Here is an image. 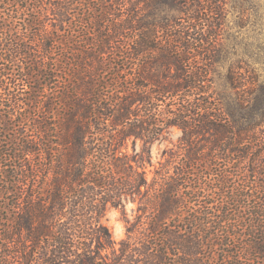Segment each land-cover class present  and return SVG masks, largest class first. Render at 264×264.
<instances>
[{
    "label": "trees",
    "instance_id": "1",
    "mask_svg": "<svg viewBox=\"0 0 264 264\" xmlns=\"http://www.w3.org/2000/svg\"><path fill=\"white\" fill-rule=\"evenodd\" d=\"M23 1L13 3L17 6L16 13L23 16L19 19V26L11 25L14 20L0 21V61L8 55L24 56L27 65L22 82L30 86L32 92V95L27 94V98L21 91L16 93L7 83L12 77L11 73H0V97L4 91L7 95L5 99L10 102L7 105L0 101V109L7 112H0V264H222L226 260L221 259L223 252L226 251L228 255V248L235 247L236 242L233 233L235 219L232 218L236 214L233 215L232 209L227 207L234 208L241 200L247 204L249 188L242 192L232 189L230 174L223 170L213 174L216 184L209 188L202 185L195 170L206 175L208 158L217 150L221 152L222 159L234 160L231 156L237 151L235 146L242 144V136L248 134L249 138H255L256 131L264 121H241L253 109H244V95L237 99L239 117L235 107H230L227 93H220L223 103L218 110L200 100L197 84L205 79L197 81L194 76L190 77L191 80L186 78L183 60L175 56L176 47L171 42L160 52V57L154 61L148 59L152 50L149 39L154 38L152 32L157 27L167 28L171 22L167 17L162 19L158 13L162 0H156L158 3H154L153 12L151 0H120L130 5L123 27L118 25L120 15L115 11L119 0H110L107 4V12L112 17L109 20L112 34L118 32L117 27H120L123 30L121 32L131 31L142 35H138L137 42L141 48L137 53L134 52V60L140 58V71L132 78V85L128 83L129 86L124 88L126 98L118 101L116 96L113 100L110 96L113 102L109 106L103 105V96L95 91L101 86L96 78L102 76L104 79L103 73L95 72L90 76L97 67L86 64L85 56L77 57L79 63L77 67L72 66L73 72L68 74L66 69L61 68V72L68 74L72 80L60 99L65 112L63 121H45L44 111L46 108L49 111L50 107L48 100L42 101L39 94L49 87L52 90L45 81L51 78L45 70L52 60L49 57L54 51L51 40L57 26H54L52 19L55 17L60 28L64 29L71 20V7L79 6L82 0ZM178 1L167 0L166 5L175 7ZM2 4L0 0V9ZM160 19L163 22L166 20V23L162 24L158 21ZM7 21L11 23L9 26ZM97 27L96 31H100L101 25ZM23 30L31 35L23 36ZM121 32L119 35L122 36L124 33ZM41 40L46 42L44 50L26 46L29 42L37 46V41ZM55 42L63 44V41ZM107 45L95 47L105 53L111 49ZM133 46L128 45L130 52ZM31 50H34L33 55L29 53ZM156 64L167 70L174 68L178 71L166 77L162 91L152 87L164 84L162 78L152 71ZM129 69L133 67L123 68L122 71L127 72ZM118 75L116 73L115 77ZM139 80L144 83H137ZM101 87L106 88L103 85ZM162 93L178 103L174 112L166 114L165 122L161 121V125L164 124L163 129L173 126L181 129V152L189 171L174 173L167 180L161 175L159 189L155 191L157 198L152 207L155 217L147 222L130 223L128 238L134 231L141 236H138L137 241L135 238L134 242L129 239L122 242L118 251L108 228L101 221L108 203L117 202L130 192L126 187L132 185L131 177L135 174L132 163L137 161L127 156L117 157L118 148L130 137H147L148 128L155 125L150 121L151 111L155 109L151 103L155 101V96H162ZM184 96L185 99H181ZM156 101L159 102V99L156 98ZM136 103L141 104L142 109L136 111ZM26 105L30 112L28 118L9 121L19 118ZM216 111L222 116L218 117ZM42 113L43 117L40 118L44 121H38L37 116ZM230 116L233 119L227 121ZM96 117L104 121H84ZM135 118L141 121H133ZM152 132L154 138L153 127ZM97 134L107 136L102 145L105 156L100 162L93 147L94 139H90ZM230 136H237L238 139ZM253 172L256 173L255 169ZM122 177L124 181H120ZM182 182L186 186L194 184L195 188H189L194 198L192 206L186 201L184 191L187 188H183ZM197 184L200 190L208 191L207 195L195 190ZM255 188L259 193L258 187ZM255 191L251 190V196L255 197ZM235 193L238 195L235 196ZM208 198L214 201L209 203L206 201ZM215 199L218 204L214 203ZM256 206L251 208L256 210ZM259 208L264 211V201ZM182 209H187L185 229H179L177 223ZM257 215L264 218L263 213L257 212ZM170 219L174 222L173 226L167 224ZM262 219L254 221V224L263 226ZM252 227L253 232L248 233L251 230L249 225L244 231V235L248 233L250 238L247 253L250 254V262L264 264V229H258L255 225ZM251 236L257 241H252ZM108 250L112 258L107 257ZM237 264L243 263L237 261Z\"/></svg>",
    "mask_w": 264,
    "mask_h": 264
},
{
    "label": "rangeland",
    "instance_id": "2",
    "mask_svg": "<svg viewBox=\"0 0 264 264\" xmlns=\"http://www.w3.org/2000/svg\"><path fill=\"white\" fill-rule=\"evenodd\" d=\"M2 1L0 21L4 19H9V21L14 20L13 24L8 21L6 24L8 26L11 24L13 27L19 26V19L23 16L16 13L17 6L13 3H19V1L23 3L24 1ZM108 2L110 0H82L79 6H72L70 11L71 20L64 29L60 28L57 19L53 17L54 26L57 25L53 30L54 37L51 40L54 51L52 56H49L52 60H50L48 68L45 70L47 75H51V78H47L45 81L50 84L52 90L49 87L47 90H41L39 94L40 97L42 96V101L48 100L50 107V113L47 111V108L44 111V115L46 114L45 121H63L65 112L63 111V104L60 99L62 98V93L67 91L71 85L72 80L68 78V74L71 71L73 72L74 67H77L79 63V61H76L77 57L82 58L85 56L86 64L97 67L96 71L93 72L92 70L90 76L95 72L98 74L103 73L104 79L101 76L100 78H96V82L99 85L101 83V86H106V88L100 86L95 89L98 95L103 96V105L109 106L113 102L110 101V96L112 100L116 96V99L119 98L118 101L126 98L123 92L124 88L126 85H132V78L135 73L140 71V66H138L140 58L134 60V52L137 53L141 48L137 42L138 35L140 37L142 35L131 31L121 32L123 30L120 27L125 26V18L128 16L127 10L130 8V5L127 4V1L120 0L115 5V11L120 15L119 21H117L120 27H117L119 28L118 32L112 34V27L109 26V20H112V17L107 12ZM151 2V11L153 12L155 9L154 3L158 2L156 0H151ZM159 3L161 6L158 13H160L162 19L163 17H167L171 19V22L167 28L157 27L152 32L154 38L149 39L152 50L148 54V59L154 61L160 57V52L171 42L176 47L175 56L183 60L182 67L186 78L191 80L190 77L194 76L197 81L205 79L204 82H198L197 84L200 90L198 92L200 100L218 110L223 103L220 99V93H227L229 95L230 107H235L236 115L239 117L240 113L236 106L237 99L244 95L242 104L244 109L247 111L250 108L253 109L241 121L244 123L247 121H264V0H179L178 6L175 7L167 6V0H162ZM162 19L158 21L165 24L166 20H164V23ZM98 25H101L100 31H96ZM22 32L25 34H23L25 37L31 35L27 30H23ZM120 32L124 34L121 36L119 35ZM55 41H63L62 43H65V45L57 44ZM106 43L108 44L107 47L109 46L111 49L105 53L95 47L98 45L100 48ZM28 44L26 46L29 48L32 47L41 51L44 50L46 42L43 40L37 41V46H35L34 42H29ZM129 44L134 45L132 52L128 50ZM77 49L83 52H78ZM29 53L33 55L34 50H31ZM0 64L2 66L0 70L1 74L9 72L12 75L7 82L10 89L17 91L16 93L18 91L23 92L26 98L28 95H32L31 87L22 82L24 68L27 65L24 56L8 55L5 60L0 61ZM130 67H133V69H129L127 72L122 71L123 68ZM61 68L66 69L68 74L62 73ZM7 69L12 70L8 71ZM13 71L15 72L13 73ZM152 71L159 78H162L164 82L163 86H152L157 91L159 89L163 90L162 87H165L168 75L178 73L174 68L167 70L161 68L159 65L157 66V64ZM116 73H119V75L115 77ZM137 83L144 82L139 80ZM23 84L24 86H22ZM2 92L3 95L0 97L1 103L9 105L10 102H7L5 99L7 95L5 96V92ZM156 98L159 99V102L156 101ZM181 99L184 100L185 96ZM118 101L116 100L115 103ZM152 104L155 109L151 111L150 119L152 120L150 121L154 122L155 125H151L148 128L147 137L142 139L130 137L118 148L117 157L127 156L137 160L132 163L133 172L135 173L131 177L132 185L126 187L130 192L120 197L117 202L108 203L101 221L108 228L111 239L115 243V249L118 251L121 248L122 242L128 239L134 242L135 238L137 241L139 239L138 236H141L140 233L137 232L136 234L134 231L131 237L128 238V229L131 227L130 223H138V221H141V223L147 222L152 217H155V214H152L154 212L152 207L157 198L155 191L159 189L161 177L164 176V179L167 180L174 173L178 174L185 170L189 171L185 166L183 152H181V129L176 126L163 129L162 125L164 124L161 125V121L165 122L166 114H169L170 111H175L178 105L177 101H171L166 94L162 93V96H155V101ZM23 107V112L19 115V118H13L9 121H22L21 117L28 118L30 114L29 108L27 105ZM134 107L136 111L142 109V105L138 103ZM0 112L7 113L2 109H0ZM216 114L218 117L222 116L219 114V111H216ZM42 115L43 113L37 116L38 121H44L40 118L43 117ZM232 119L233 116L227 117V121H231ZM26 121L30 120L26 119ZM84 121H104V119L96 117ZM133 121L141 120L135 118ZM152 127L155 133L154 138L152 137ZM256 132L258 133L253 139L249 138L248 134L242 136V144L235 146L237 151L231 156V158H235L234 160L222 159L220 156L221 152L217 150L213 154H210V158H208L206 175L195 170V174L202 180L203 186L206 185L209 188L214 186L216 183L214 182L213 174L223 170L230 174L229 179L232 189H240V192H242L247 187L249 188L247 190L249 195L247 204L245 202L242 203L241 200L237 202L238 204L234 208H230L231 206L227 207L232 209L231 213L233 215L234 213L236 214V216L232 217L235 219L233 233L236 242L235 247L231 246L228 248V255L226 251L223 252L221 259L225 258L226 260L222 261V264H237V261H242L243 264H254L250 262L251 257L247 253V245L250 242L248 233L254 231L252 225L258 226L254 224V221L262 219L261 216L257 215V212L264 215L263 209L259 208L264 201V187H262V185L264 186L262 184L264 183V176L261 177L264 174V123ZM232 138L238 139L237 136H233ZM90 139H94L92 140L95 143L93 147L97 151L96 155L98 156V162H100L105 156V150L102 149V145L107 140V136L102 137V135L97 134L90 137ZM204 144L207 145L206 147H210L207 143ZM98 146L100 147L98 148ZM227 155L225 154V156ZM254 169L256 173L253 172ZM191 172L193 173L194 170H191ZM120 181H124V178L122 177ZM182 183H184L183 188H187L184 191V196L187 197L186 201L188 205L192 206L191 203H193L194 198L189 188H195L194 184L186 186L185 182ZM196 187L197 189L195 190L200 191L199 193L203 191L200 190L199 184ZM255 187H258L257 191L259 193L254 190L256 189ZM250 189L252 192L255 191V197L251 196ZM207 193L208 191L202 192V194L206 195ZM217 195L220 194L217 193ZM236 195L238 194L235 193ZM206 201L212 203L214 199L208 198ZM214 203L218 204L216 199ZM254 205H257L256 210L251 208ZM186 217L187 209H182L181 216L177 220L180 226L179 229L182 227L185 229L186 224L184 219ZM167 224L173 226L174 222L170 219L167 221ZM247 225H249V229L251 230L244 235ZM6 226L9 225L6 224ZM135 228L134 226L133 229ZM257 228L264 229V223L263 226H258ZM251 240L257 241L254 237ZM118 251H116L117 254ZM106 253L108 258L113 257L110 250L106 251ZM216 254V261H218L219 250L216 251Z\"/></svg>",
    "mask_w": 264,
    "mask_h": 264
}]
</instances>
